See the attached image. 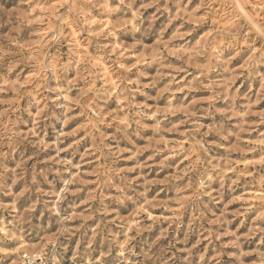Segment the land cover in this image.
Returning <instances> with one entry per match:
<instances>
[{
    "label": "rangeland",
    "instance_id": "rangeland-1",
    "mask_svg": "<svg viewBox=\"0 0 264 264\" xmlns=\"http://www.w3.org/2000/svg\"><path fill=\"white\" fill-rule=\"evenodd\" d=\"M24 245L264 264V0H0V263Z\"/></svg>",
    "mask_w": 264,
    "mask_h": 264
},
{
    "label": "built area",
    "instance_id": "built-area-1",
    "mask_svg": "<svg viewBox=\"0 0 264 264\" xmlns=\"http://www.w3.org/2000/svg\"><path fill=\"white\" fill-rule=\"evenodd\" d=\"M54 257V250L46 253V255L43 257L36 256L35 254H23L20 264H57V262L53 261Z\"/></svg>",
    "mask_w": 264,
    "mask_h": 264
},
{
    "label": "bare ground",
    "instance_id": "bare-ground-1",
    "mask_svg": "<svg viewBox=\"0 0 264 264\" xmlns=\"http://www.w3.org/2000/svg\"><path fill=\"white\" fill-rule=\"evenodd\" d=\"M29 246V245H28ZM41 248V247H40ZM43 248H45V247H43ZM23 250L24 251H27V252H32V253H34L36 256H45L46 255V253H45V255L44 254H42V248H41V250L39 249V248H28L27 246H25L24 245V247H23ZM26 254H28V253H26ZM20 258H22V257H20ZM54 262H56V259H55V257H54V260H53ZM20 263H21V259H20ZM20 263H18V264H20ZM1 264V263H0ZM9 264H13V262H11V263H9Z\"/></svg>",
    "mask_w": 264,
    "mask_h": 264
}]
</instances>
